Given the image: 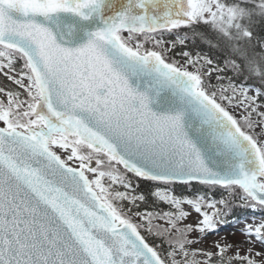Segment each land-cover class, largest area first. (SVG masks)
Segmentation results:
<instances>
[{
	"label": "snow or ice",
	"instance_id": "snow-or-ice-1",
	"mask_svg": "<svg viewBox=\"0 0 264 264\" xmlns=\"http://www.w3.org/2000/svg\"><path fill=\"white\" fill-rule=\"evenodd\" d=\"M235 209L264 212V0H0V264H264V220L195 247Z\"/></svg>",
	"mask_w": 264,
	"mask_h": 264
},
{
	"label": "rangeland",
	"instance_id": "rangeland-1",
	"mask_svg": "<svg viewBox=\"0 0 264 264\" xmlns=\"http://www.w3.org/2000/svg\"><path fill=\"white\" fill-rule=\"evenodd\" d=\"M238 210V209H236ZM229 222L219 225V231L215 234H210L206 237L205 244L196 245L195 247H207L209 243L212 241H220L221 243H237L245 239L243 235H241V229H243L245 223H253L264 220V217H260L258 215L246 216L243 219H237V221H233L232 216L229 217ZM251 245L244 244L242 245L241 250L244 248L250 247ZM259 247V245H257ZM213 251L215 249H212ZM232 252H235V249H232ZM231 254V253H229Z\"/></svg>",
	"mask_w": 264,
	"mask_h": 264
},
{
	"label": "trees",
	"instance_id": "trees-1",
	"mask_svg": "<svg viewBox=\"0 0 264 264\" xmlns=\"http://www.w3.org/2000/svg\"><path fill=\"white\" fill-rule=\"evenodd\" d=\"M189 50L200 52L201 54L208 55L209 57L213 58L215 62L219 63L224 59V56L215 48V47H208L205 43H201L199 39L189 34ZM148 188V185L141 184V188L139 191H146ZM178 191H183V189H178ZM234 215L238 219H243L246 216L251 215H258V216H264V212L257 209L256 211H252L250 209H238L234 210ZM230 217V216H229ZM229 219V218H228Z\"/></svg>",
	"mask_w": 264,
	"mask_h": 264
}]
</instances>
